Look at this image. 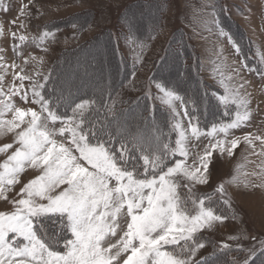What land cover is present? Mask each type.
<instances>
[{
  "label": "snow or ice",
  "instance_id": "6c2138e0",
  "mask_svg": "<svg viewBox=\"0 0 264 264\" xmlns=\"http://www.w3.org/2000/svg\"><path fill=\"white\" fill-rule=\"evenodd\" d=\"M31 2L20 4L7 33L0 22V38L7 34L13 52L9 61L0 47V138L10 137L0 145V202L6 204L0 209V264H214L197 259L206 246L200 234L228 219L217 211L216 195L229 208L231 200L224 183L214 194L195 189L210 182L214 153L232 157L244 144L264 157V135H235L253 119L252 93L238 80L242 69L222 78V94L211 97L194 99L156 82L152 99L167 110L164 124L150 115L146 124L130 127L100 97L57 91L53 74L39 70L43 57L25 55V45L47 53L56 37L47 26L39 35L27 31ZM0 11L13 9L0 0ZM217 27L239 53V44ZM260 60L261 68H242L264 78V54ZM210 99L222 110L211 121ZM257 167L243 181L238 168L227 183L264 189V159ZM219 248L233 250L228 243ZM235 249L243 259L231 264H255L258 256L264 264V240Z\"/></svg>",
  "mask_w": 264,
  "mask_h": 264
},
{
  "label": "rangeland",
  "instance_id": "374dc122",
  "mask_svg": "<svg viewBox=\"0 0 264 264\" xmlns=\"http://www.w3.org/2000/svg\"><path fill=\"white\" fill-rule=\"evenodd\" d=\"M4 3L13 9L8 14L0 11V22L7 33L8 21L15 17L20 4L29 0ZM30 10L27 31L39 35L47 26L56 37L47 53L34 45H25L23 50L26 56L43 57L39 70L53 74L57 91L63 88L70 89L74 97H100L120 122L130 127L146 124L150 115L163 125L167 110L158 99H152L158 95L156 82L194 99L205 93L211 97L213 93L222 94V78L232 75V69L241 68L238 80L252 93L253 119L250 127L235 130V135H264V78L242 68L244 64L253 69L262 66L264 0H32ZM217 25L239 44V53L219 35ZM11 43L7 34L0 38L9 61L13 57ZM28 70H32L31 65ZM10 79L7 77L6 83ZM207 107L209 121L220 118L222 110L215 99H210ZM6 142L10 137L0 138V145ZM256 144L259 150V142ZM202 148L203 144L195 151ZM262 159L251 155L244 144L232 157L213 154L210 182L195 190L201 195L214 194L215 188L224 183L231 208L216 195V209L228 219L200 234L206 246L197 259L209 257L214 264H231L233 259H243L235 249L237 244L247 249L259 247L264 240V189L227 183L237 175L238 168L241 181L246 178L244 173L259 171L257 165ZM30 175L27 173L24 179ZM5 207L0 202V209ZM229 236L240 239L229 240ZM224 243L233 246L230 253L220 250ZM255 264H260L259 256Z\"/></svg>",
  "mask_w": 264,
  "mask_h": 264
},
{
  "label": "trees",
  "instance_id": "16d2710c",
  "mask_svg": "<svg viewBox=\"0 0 264 264\" xmlns=\"http://www.w3.org/2000/svg\"><path fill=\"white\" fill-rule=\"evenodd\" d=\"M145 101V100H144ZM152 112V111H151ZM150 117V116H149Z\"/></svg>",
  "mask_w": 264,
  "mask_h": 264
}]
</instances>
